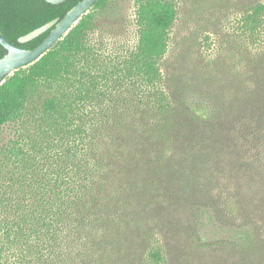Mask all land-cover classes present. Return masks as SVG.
Returning a JSON list of instances; mask_svg holds the SVG:
<instances>
[{"label": "trees", "instance_id": "obj_1", "mask_svg": "<svg viewBox=\"0 0 264 264\" xmlns=\"http://www.w3.org/2000/svg\"><path fill=\"white\" fill-rule=\"evenodd\" d=\"M78 1L0 0V32L33 48L49 30L18 38ZM111 1L97 0L0 84V127L22 123L33 151L13 144L6 157L37 169L24 178L19 221L5 229L19 264H264L256 221L264 213V1L248 6L214 57L165 63L174 4L138 0L126 57L94 73L78 69L87 32ZM63 83L79 86L27 109L42 88ZM207 224L231 226L225 254L195 238ZM175 226L195 245L173 241Z\"/></svg>", "mask_w": 264, "mask_h": 264}, {"label": "rangeland", "instance_id": "obj_2", "mask_svg": "<svg viewBox=\"0 0 264 264\" xmlns=\"http://www.w3.org/2000/svg\"><path fill=\"white\" fill-rule=\"evenodd\" d=\"M138 0H112L98 13L94 26L86 35V50L78 56L79 66L86 65L90 73L99 68L119 62L126 57L137 41L136 7ZM174 4L176 15L169 29L168 50L163 58L165 63H172L182 54L192 57L202 55L214 57L219 47L230 41L239 25L243 12L251 4L264 0H168ZM110 69V68H109ZM12 74V73H11ZM9 74V75H11ZM76 81V80H74ZM79 84H66L44 87L37 92L27 104V109L38 107L43 98L58 92V87L73 92ZM69 98L73 94H68ZM26 124L30 132L33 125ZM22 123H10L0 127V264H19L21 254L13 242V234L7 230L19 221L17 214L18 202L24 195L25 181L37 169L25 165L17 158H7L6 149L19 144L28 153L33 152L29 141L20 137ZM32 172V173H31ZM15 221V222H14ZM257 225L264 235V213L256 217ZM7 229V230H5ZM233 234L231 226L207 224L197 233L199 243L214 244V250L207 246L211 255H223L229 237ZM173 241L181 244H192V237L175 226ZM195 236V235H194ZM220 244V245H216ZM222 246V247H221ZM29 257H26L28 260ZM23 264H31L24 262Z\"/></svg>", "mask_w": 264, "mask_h": 264}, {"label": "water", "instance_id": "obj_3", "mask_svg": "<svg viewBox=\"0 0 264 264\" xmlns=\"http://www.w3.org/2000/svg\"><path fill=\"white\" fill-rule=\"evenodd\" d=\"M52 4H58L66 0H45ZM97 0H79L70 7L63 17L54 18L39 27L21 35L18 38L19 43L30 41L43 32L49 30L44 39L33 48H22L9 42L0 32V44L6 50L0 57V84L4 77L13 71L25 67L39 59L57 40L61 39L68 30L85 14Z\"/></svg>", "mask_w": 264, "mask_h": 264}]
</instances>
